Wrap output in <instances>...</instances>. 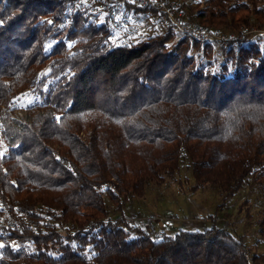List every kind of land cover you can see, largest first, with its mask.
<instances>
[{
    "label": "trees",
    "instance_id": "trees-1",
    "mask_svg": "<svg viewBox=\"0 0 264 264\" xmlns=\"http://www.w3.org/2000/svg\"><path fill=\"white\" fill-rule=\"evenodd\" d=\"M182 6L223 32L264 26V0ZM128 14L120 45L97 2L0 0V207L19 225L4 238L29 243L0 247V264H264L228 229L158 239L126 222L183 157L192 190L226 201L251 178L264 193V37L172 42L167 25L134 39L132 24L163 18Z\"/></svg>",
    "mask_w": 264,
    "mask_h": 264
},
{
    "label": "rangeland",
    "instance_id": "rangeland-1",
    "mask_svg": "<svg viewBox=\"0 0 264 264\" xmlns=\"http://www.w3.org/2000/svg\"><path fill=\"white\" fill-rule=\"evenodd\" d=\"M176 1L182 4V1L196 3L202 0ZM158 20V17H151L132 24L131 27L137 28L134 39H144L145 36L164 32L168 23L164 19L160 22ZM179 37L181 35L175 32L172 42ZM30 102H33V97L16 104V115L23 114L24 104ZM193 186L189 161L183 157L174 178L159 186L149 184L144 198L130 203L126 215L152 219L158 239L162 235L173 236L182 230L203 231L214 225L228 229L239 237L249 256L264 253V234L259 231L258 225L264 212V193L251 178L246 180L240 191L226 201L215 186L192 190Z\"/></svg>",
    "mask_w": 264,
    "mask_h": 264
},
{
    "label": "built area",
    "instance_id": "built-area-1",
    "mask_svg": "<svg viewBox=\"0 0 264 264\" xmlns=\"http://www.w3.org/2000/svg\"><path fill=\"white\" fill-rule=\"evenodd\" d=\"M84 2L86 0H76ZM98 3V8L110 18V28L115 35V43L126 44V31L129 28L128 10L131 8H152L162 16L176 33L186 36L191 40L203 43H217L239 40L242 38L257 39L264 37V26L262 28L241 29L237 32H223L193 22L188 16L182 4L176 0H91ZM128 224H137L141 227L153 230L152 219L129 217ZM18 222L8 217L5 210L0 207V245L13 250L27 247L28 242H19L16 239L7 241L5 231H13L18 228Z\"/></svg>",
    "mask_w": 264,
    "mask_h": 264
},
{
    "label": "snow or ice",
    "instance_id": "snow-or-ice-1",
    "mask_svg": "<svg viewBox=\"0 0 264 264\" xmlns=\"http://www.w3.org/2000/svg\"><path fill=\"white\" fill-rule=\"evenodd\" d=\"M0 247H2V245H0Z\"/></svg>",
    "mask_w": 264,
    "mask_h": 264
}]
</instances>
